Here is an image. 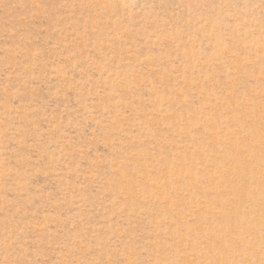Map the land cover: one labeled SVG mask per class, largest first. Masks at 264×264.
I'll list each match as a JSON object with an SVG mask.
<instances>
[{"label":"rangeland","instance_id":"374dc122","mask_svg":"<svg viewBox=\"0 0 264 264\" xmlns=\"http://www.w3.org/2000/svg\"><path fill=\"white\" fill-rule=\"evenodd\" d=\"M0 264H264V0H0Z\"/></svg>","mask_w":264,"mask_h":264}]
</instances>
